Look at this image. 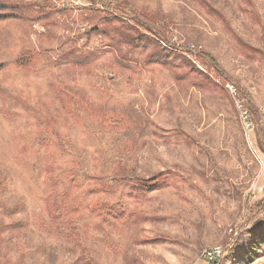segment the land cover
I'll return each instance as SVG.
<instances>
[{
  "label": "rangeland",
  "instance_id": "374dc122",
  "mask_svg": "<svg viewBox=\"0 0 264 264\" xmlns=\"http://www.w3.org/2000/svg\"><path fill=\"white\" fill-rule=\"evenodd\" d=\"M44 1L66 14L0 22V264H206L215 249L222 264H264V0H204L214 17L194 0H126L167 17L183 59L136 66L147 52L118 63L92 33L110 9L86 19L85 0ZM74 47L98 61L56 66ZM128 179L145 188L127 197Z\"/></svg>",
  "mask_w": 264,
  "mask_h": 264
},
{
  "label": "trees",
  "instance_id": "16d2710c",
  "mask_svg": "<svg viewBox=\"0 0 264 264\" xmlns=\"http://www.w3.org/2000/svg\"><path fill=\"white\" fill-rule=\"evenodd\" d=\"M194 1L195 4L199 5L202 13L205 16L214 17L218 15L215 9H213L204 0ZM85 2L90 4V9L86 10V19L99 12L98 9H94V6L96 5H101L103 8L108 10L110 9L112 11V13L107 14V17L104 18V23L106 25L102 27V30L98 31V29H93L92 33H95L96 35L100 34L105 36L107 39H110L111 46L117 52V57L119 58L118 63H124L127 58L131 60V53L134 54L135 52H138V54H141L143 51L148 53L145 60L141 61L138 59L137 62H135V59L133 62L134 65L135 63L139 62L147 64L153 60H158L159 62L163 61L165 63H168L169 60H175V62L179 63L183 62V59L179 55H176L177 50H174L172 47L175 45L170 44L165 38L164 31L167 28L166 26H168L167 17L163 16L160 11H151V13H145L141 11V13L137 11L135 7L129 5L126 0H85ZM65 12V10H56L50 8L44 0H34L33 3H21L19 5H8L4 1L0 0V22L5 20L16 21V19L27 18L29 19L28 21L32 20V22L49 21L51 24H54L56 22V20L54 21L55 17L57 18L58 16H63L66 14ZM114 21L120 23L119 27L111 26L110 23ZM138 42L140 45H137ZM124 45L129 48V52H121L120 48ZM156 52L159 53V55H157ZM186 52H188L187 49H185L183 53ZM98 59L97 52L85 53L81 50H77L74 47L73 49L62 52L55 65H67L70 67L77 66L87 69L89 66L97 62ZM206 59H208L210 64H212L214 61L209 58V56H206ZM113 60L115 61V57ZM69 95L77 98V100L80 101V99L76 97L71 91L69 92ZM127 109L128 108L119 109L114 107L112 110L107 109V111L109 113L116 114L117 112L120 113L121 110H123V112L127 113L129 110ZM108 112H105L106 115L104 114L105 119L107 118V115H109ZM109 116H112V114ZM122 116L123 115L120 117ZM112 117H116V115H113ZM49 136L55 140H58V135L55 132L50 133ZM53 139L51 140L53 141ZM50 173L51 171H46V176L50 177ZM112 180L116 184V179L113 178L111 181ZM123 184L127 187L125 195L129 198L132 194H137L139 192L134 191L136 187L141 188L142 190L145 188V185L142 182L133 183V180L130 179L126 180ZM149 188L150 189H148L146 192H143V194H146L152 190L151 186ZM89 210L90 214L99 219H103L101 216L103 215L104 211L106 218L105 221L115 224L121 223L125 216V211L124 213H121L117 208L104 209L102 204H93V207H90ZM52 217L56 221L59 216L53 213ZM222 261L223 259L221 260L220 258H216L209 264H222Z\"/></svg>",
  "mask_w": 264,
  "mask_h": 264
},
{
  "label": "built area",
  "instance_id": "2783aa9c",
  "mask_svg": "<svg viewBox=\"0 0 264 264\" xmlns=\"http://www.w3.org/2000/svg\"><path fill=\"white\" fill-rule=\"evenodd\" d=\"M226 90L235 102V108L239 113V117H240V121H241V125H242L243 130L246 133H249L253 129L249 111H247L243 107V105H242V103H240V101H237V99H238L237 98V92L233 86L226 85ZM219 256H220V250L219 249H215L209 253H206V257H207L206 264H209L211 261L218 258Z\"/></svg>",
  "mask_w": 264,
  "mask_h": 264
}]
</instances>
